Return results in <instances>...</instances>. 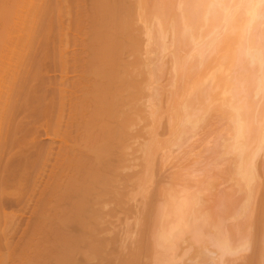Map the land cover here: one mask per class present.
<instances>
[{
	"label": "bare ground",
	"instance_id": "obj_1",
	"mask_svg": "<svg viewBox=\"0 0 264 264\" xmlns=\"http://www.w3.org/2000/svg\"><path fill=\"white\" fill-rule=\"evenodd\" d=\"M32 1V18L22 8L31 21L21 17L31 27L15 45L31 53L44 19L45 41L52 45L55 26L65 41L59 55L47 45L51 55L46 46L45 55L0 57L7 261L264 264V0H89V8L67 0L76 11L55 1L68 6L53 11H81L76 24L72 14H51V4L40 6L43 19ZM5 3L0 19L9 30ZM67 19L71 28L79 22L75 33ZM1 30V40L13 39V28ZM68 36L79 48L70 55ZM132 53L142 58L136 78V62L124 61ZM139 111L143 126L131 120Z\"/></svg>",
	"mask_w": 264,
	"mask_h": 264
},
{
	"label": "rangeland",
	"instance_id": "obj_2",
	"mask_svg": "<svg viewBox=\"0 0 264 264\" xmlns=\"http://www.w3.org/2000/svg\"><path fill=\"white\" fill-rule=\"evenodd\" d=\"M5 1H7V0H5ZM5 1H4V2L1 1L2 3H0V4H3V5H4ZM9 1H12V0H8V2H9ZM20 1H21V3L24 1V2L22 3L23 5L20 4L19 0L16 1V3L19 2L18 5H17V4L14 5V4L12 3V5H14V7H15V6H16V7L19 6V4H20V6H22V7L19 6V8H21L20 11H19V8H18V7H17L18 9L16 8L17 10L13 9V10H15V11H14V14L11 13V14H13V15H12V20H11L10 18H8V19L10 20V21L8 20V23L6 22V21H7V17L9 16L10 12H12L11 10H12V8H14V7H13L12 5H10V4L5 3V4H7V6H8V5H9L10 7L12 6L11 9H9L10 7H7V8H8L7 11L10 10V12H8V16L5 18V19H6V21H5V26H8V24H9V22H10L11 26L9 25V26H8V29L11 31L12 28H13V30L11 31L13 34L10 32V33H11V34H10V37L13 36V39H12V38L9 39V38H8L9 35L7 36V34H8L9 32L6 34L5 31L3 30V29L5 28L6 31H9V30H7L6 27H4V25L2 24V21H3V20L1 21V19H3V17H1V19H0V21H1V23H0V27H1V24H2L3 28L1 27L0 30L2 29L3 32H2V30H1V32L6 34L7 37H5L4 34H3V37H4L5 39H6V38L8 39L10 45H9V43H7L8 41L5 40L3 37H2V40L0 39V42H1L0 44H2V45H0V48H1L2 50H1V49H0V50H1L2 52H5V53L0 52V57H2L3 55H4V56H7V57H11V56H13V55L15 56L14 51H15V53H17V52H16V51H17L16 49H19V48H21V47L18 48V47L15 45V44L18 45L17 42H19L20 40H19V41L17 40V42H16L14 39H18L17 37H18L19 35H21V31H22V30H23L22 32H26V30L30 29V27H31V26H30L29 28H27V27L29 26V24L27 25L25 20L28 19V16H27V14H26L27 17H25V16H24V15H25V14H24L25 12H23L24 9H26L25 4H27V3L29 4V2H28V0H23V1L20 0ZM30 1H32V0H30ZM35 1H36V0H33V1H32L33 4H34V3L38 4V3L40 2V1L38 2V0H37V2H35ZM41 1L43 2L44 0H41ZM55 1L58 2L59 0H54V2H53L52 0H48V3H47V0H45V1L43 2V4H42V2H40V5L38 4L39 7H38L36 4L34 5V7H33V4H31V6L34 8V11H35L37 8L39 9V8H41L42 6L45 8V7H47L48 5L51 4V6H49V7L52 8V13H51V14H53V15L56 16L58 10L55 11V9H56L57 7L54 9V11H55L56 13L53 11V8H54V7L56 6V4H57ZM62 1H63V0H61V2H58V3H62ZM66 1H67V0H66ZM70 1H71V0H70ZM70 1H67V4H68V5L70 4V7H71V8L73 7L74 4H77V3H78L77 0H76V1L74 0V2H73L74 4L72 5V3H71ZM72 1H73V0H72ZM79 1L82 3L81 6H84L85 8H89V7H88L89 4H87V3H90L89 0H88V1H87V0H85V1L82 0L83 2H86V1H87V2H86V5H84L85 3H83L81 0H79ZM12 2H13V1H12ZM26 2H27V3H26ZM45 2H46V3H45ZM49 2H50V3H49ZM64 2H65V1H64ZM64 2H63V3H64ZM75 2H76V3H75ZM80 2H79V3H80ZM9 3H10V2H9ZM65 3H66V2H65ZM28 4H27V8H28ZM44 4H45V6H44ZM67 4H66V5H67ZM52 5H54V6H52ZM68 5H67V6H68ZM71 5H72V6H71ZM1 6H2V5H1ZM24 6H25V7H24ZM31 6L29 5V7H31ZM36 6H37V7H36ZM40 6H41V7H40ZM57 6H63V7H64L65 5L57 4ZM67 6H65L64 8H66ZM77 6L79 7V4H77ZM77 6L74 5V8H73V9H70V10H71V11H74V10L76 11V10H78L79 8H82V7H79V8H78ZM3 7H4V6H3ZM23 7H24V8H23ZM63 7H62V9H59V10H63ZM70 7H69V8H70ZM75 7H76V8H75ZM84 7H83V8H84ZM22 8H23V11H22ZM35 8H36V9H35ZM69 8H67V11H65V12L67 13V17H70V18H71V16H73L72 18H73L74 20H76L74 17H76V14L78 15L79 12L81 13V11L79 10V12H77V13L75 12V15H74V12H70V13H69ZM28 9H29V10H28ZM28 9H26V10H28V11H27V12H28V15H29V13H30V17L32 18V14H33L32 11H33V10H32V8H31V9L28 8ZM41 9H42V8H41ZM41 9H40V11H41ZM26 10H25V11H26ZM31 10H32V11H31ZM42 10H43V11L40 12V14H41V13H42V14H43V13H44V14H47V13L44 12V11L46 10V8H45V10H44V9H42ZM65 10H66V9H65ZM81 10H83V9H81ZM86 10H87V9H86ZM18 11H19V12H18ZM21 11H22V12H21ZM29 11H31V12H29ZM15 12H16V13H15ZM60 12H61V11H58V13H60ZM65 12L62 11V12L60 13L61 15H58V14H57V16H59V19H61V18L63 17L62 14H64V17H65ZM20 13H22L23 15L20 14ZM31 13H32V14H31ZM68 13H69V16H68ZM80 13H79V14H80ZM11 14H10V15H11ZM40 14H39V15H40ZM44 14L41 16V17H43V19H44ZM71 14H72V15H71ZM53 15H51V16H52V17H55V16H53ZM70 15H71V16H70ZM19 16H20V17H19ZM22 16L25 17V20H24L23 18H21ZM45 16H47V15H45ZM61 16H62V17H61ZM10 17H11V16H10ZM30 17H29L28 21H29V20L31 21ZM41 17L39 16L38 19H37V21H39V22L42 21L43 19H41ZM64 17L62 18V20L65 19ZM78 17H82V15H81V16H79V15L77 16L78 21H80L81 18H78ZM19 18H21V19L24 20V21H21ZM26 18H27V19H26ZM36 18H37V17H36ZM39 18H40V19H39ZM45 18H46V17H45ZM72 18H71V19H72ZM82 18H84V17H82ZM56 19H57L56 17H55V19L52 18V20H54V21H56ZM68 19H69V18H68ZM68 19H67V20H68ZM71 19H69V20H71ZM14 20H16V21H14ZM46 20H47V19H46ZM62 20H61V22H62V24H64L66 20H64V21H62ZM69 20H68V21H69ZM83 20H84V19H81L80 23H82ZM28 21H27V22H28ZM44 21H45V19H44ZM44 21H42V22L39 23V26H40L41 28H43L41 25H42L43 23H44V24L46 23V21H45V22H44ZM14 22H16V23H14ZM20 22H21V23H20ZM24 22H25V24H24ZM35 22H36V21H35ZM6 23H7V25H6ZM18 23H19V25H18ZM28 23H29V22H28ZM66 23L68 24V22H66ZM66 23H65V24H66ZM73 23H74V22H72V24H73ZM76 23H77V20H76L75 24H76ZM133 23H134V22H133ZM133 23H132V25H131V29L134 30V31L132 30V32H133L132 34H134V35L136 34V35H139V36H140V35H141V30H139V28H140L139 26H140V25L137 24L136 21H135V25H134ZM12 24H13V27H12ZM44 24H43V25H44ZM65 24H64V25H65ZM75 24H74V25H75ZM24 25H26L27 27L25 26L26 28H24ZM64 25H63V27H65V26L68 27V26H69V28H71V26H72L70 21H69V25H65V26H64ZM70 25H71V26H70ZM74 25H73V28H71V29H73V30L68 29L67 32H69V33L71 32L70 34H72V31H73V33H75V30H76L75 28L78 27L77 25H79V22H78V24H77L75 27H74ZM39 26H38V23H37V26L35 25V27H39ZM132 26H133V27H132ZM9 27H10V28H9ZM35 27H34V29L37 30V28H35ZM40 27H39V28H40ZM134 27H136L137 29L134 28ZM14 28H15V29H14ZM17 28H18V29H17ZM21 28H23V29H21ZM39 28H38V31H37L38 33H35L34 30H33V34H34V36H33V34H32V37L35 38V35H36V38H37V39L40 38V40H39L40 42L35 38V39L37 40L36 42H39V43L33 42V43H36V44L34 45V44L31 42L32 44H30V46H31V47L33 46V48H34V47H36V48L33 49V48H30V46H29V49H31V50H30L31 53H29V51H28V49H27V50H24V52L28 51V52L25 53V54H27V55H28V54H29V55H30V54H31V55H32V54H33V55H43L44 53L41 54V52L44 51V50L40 51V48L45 49V47H46L47 45H48L49 47H51V49L57 48V49H55V50H56V51L58 50V52H57L58 54H56L55 50H52V53L54 52L52 55H59V54H61V53H59V52H60L59 45H60V47H62L63 42H64L65 40H62V41H61V40L58 39L59 36H57L58 38L55 37V33L58 31L56 28H58V27L55 26V28H54V32H55V33H52L53 35H51V34L49 35V37L51 38V40L53 39L54 42H56V43H57V41H58L57 47H56V43H55V47H54V42H53V41H52V43H51V44L53 45V47H52V45L50 46V42H51V41L48 42L49 44L45 41V37H46V36L44 37V35H43L44 32H43V34H42V30H41V28H40V29H39ZM25 29H26V30H25ZM55 29H56L57 31H56ZM58 29H59V28H58ZM24 30H25V31H24ZM36 30H35V31H36ZM39 30H40L41 32H40ZM137 30L140 31V34H139V31H137ZM27 32H28V31H27ZM39 32H40L41 34H40ZM64 32H65V31H64ZM135 32H136V33H135ZM31 33H32V31H31ZM69 33H68L67 35H70ZM22 34H23V33H22ZM26 34H28V33H26ZM26 34H25V33L23 34V35H25V36H23L24 38L27 36ZM37 34H38V35H37ZM40 35H42V36H40ZM56 35H58V32H57ZM73 35H74V34H73ZM30 36H31V35H30ZM38 36H40V37H38ZM51 36H52V37H51ZM53 36H54L55 39L53 38ZM76 36H77V35H74L75 38H76ZM14 37H15V38H14ZM20 37H21V36H19V39H20ZM41 37H42V38L44 37V40H41ZM21 38H22V37H21ZM24 38H22V39H24ZM50 38H49V39H50ZM71 38H72V36H71ZM35 39H34V40H35ZM56 39H57V41H55ZM63 39H64V38H63ZM68 39H69V42H68ZM68 39H67V45L69 46V44L71 43L70 46H69L70 49H69L66 45H65V46H66V48L69 50V51H68V53H69L68 55H70V54L73 52L72 49H77L78 46H76V47H77V48H76V47L74 46V44L72 45V41H70L69 36H68ZM142 39H143V37H142ZM142 39H141V40H142ZM13 40H14V41H13ZM3 41H4L5 44L2 43ZM6 41H7V42H6ZM10 41H11V42H10ZM31 41H32V40H31ZM41 41H42V42L45 41L46 44H44L45 42L42 43ZM60 41H61L62 43H59ZM13 42H16V43H13ZM12 43H13L15 46H14ZM41 43H42V44H41ZM3 44H4V45H3ZM7 44H8L9 46H8ZM11 44H12L13 46H11ZM37 44H38V45H37ZM40 44H41L42 46H43V44H44L45 46L42 47ZM61 44H62V45H61ZM64 44H66V43H64ZM142 44H143V43H142ZM6 45H7V46H6ZM19 45H20V43H19ZM19 45H18V46H19ZM39 45H40L41 47H40ZM2 46L4 47L5 50H3V47H2ZM10 46H11V48H10ZM38 46H39V48H38ZM48 46L46 47L47 50L45 49L46 51H44V52H45V54H46V52L49 53V54L47 53L46 55H51V50H50V48H49ZM71 46H72V47L74 46V48H71ZM5 47H6V48H5ZM7 47H8V48H7ZM15 47H16V48H15ZM9 48H10L11 50H10ZM12 48H13V49L15 48V50H13ZM48 48H49V49H48ZM66 48H65V50H64V53H65V51H66ZM78 49H79V48H78ZM78 49H77V50H78ZM8 50H10V51H8ZM33 50H34V51H33ZM36 50H38V51H36ZM48 50H50V52H49ZM61 50H62V49H61ZM71 50H72V52H70ZM11 51H13V55H10V54H12ZM19 51H22V49H21V50L19 49L18 52H19ZM74 51H76V50H74ZM10 52H11V53H10ZM22 52H23V51H22ZM24 52H23V53H24ZM32 52H34V53H32ZM37 52H38V53H37ZM62 52H63V50H62ZM6 53H7V54H6ZM36 53H37V54H36ZM66 53H67V52H66ZM66 53H65V54H66ZM25 54H24V55H25ZM45 54H44V55H45ZM132 54H133V53H132ZM1 55H2V56H1ZM9 55H10V56H9ZM21 55H22V54H21ZM66 55H67V54H66ZM126 55H127V54H126ZM126 55H124L125 59H124V57H122V58L124 59V61L126 60L125 62H126L127 64H128V63L130 64V62H131V64H132V62H134V63L136 62L135 65L133 64V65L131 66V67H133V68H130V70H131V71H134V73H135V74L132 73V76H133V75H136V73H138V72H140V71L142 70V67L140 66V63H139V62L142 60V58H141V56L138 55L137 53H136V54L134 53L133 55L128 54V55H127L128 57H126ZM4 56H3V57H4ZM139 57H140V58H139ZM131 59H132V60H131ZM139 59H140V61H137V60H139ZM128 60H131V61H128ZM137 62H138L139 64H138ZM140 67H141V69H140ZM9 68H10V67H9ZM7 69H8V67H7ZM133 69H134V70H133ZM138 69H140V70L137 71ZM9 70H11V69H9ZM5 71H6V70H4V73H6V74L9 72V71L5 72ZM49 73H50V74H49ZM55 74H56V72H55V73H51V71L48 72V76L50 75L51 77H52V75L55 76ZM140 74H141V73H140ZM141 75H142V74H141ZM56 76H57V74H56ZM56 76H55V77H56ZM133 77H134V76H133ZM52 78H53V77H52ZM134 78H136V77H134ZM137 78H138V77H137ZM140 92L144 94L143 91H140ZM140 92H137V93L140 94ZM139 94H137V95H139ZM139 96H141V94H140ZM135 98H137V96H136ZM138 98H139V97H138ZM138 98H137V102L139 101V103H140V100H139ZM134 100H135V99H134ZM135 101H136V100H135ZM135 101H134V102H135ZM134 102L132 103V105L134 104ZM137 102H135V104H136ZM139 103H137L138 106H139ZM133 106H135V105H133ZM135 107H136V106H135ZM139 108H140V107H139ZM140 109H141V108H140ZM140 113H141V114H140ZM138 114H139L140 116H139ZM136 115H137V117H136V116H133V119H131V120H134V118H135V122H136V120H137L138 117H139V118L141 117L140 119H142V117H143V116H142V112H140V111H139V113L137 112ZM143 115L145 116V114H143ZM145 117H146V116H145ZM145 117H144V118H145ZM18 118H19V119H20V118L22 119V116L17 117V120H18ZM145 119H146V118H145ZM20 121H22V120H20ZM142 121H143V122H142ZM142 121L140 122L139 120H137V122H136L135 125H137L138 122H139V125H142L141 123L144 124V120H143V119H142ZM130 122H131V121H130ZM133 122H134V121H133ZM133 122H132V123H133ZM131 125H132V124H131ZM142 126H143V125H142ZM137 127H138V128L136 129V126H135V129L138 130V132L136 131V133H139V134H140V132H144V131H140V132H139V130H142V129L140 128L141 126H140V127L137 126ZM132 128H133V127H132ZM132 130H134V128L131 129V131H130L131 133L133 132ZM130 132H129V133H130ZM134 132H135V130H134ZM133 134H135V133H133ZM139 134H138V136H139ZM142 134H144V133H141L140 136H141ZM41 137H42V135L40 136L39 140H41L42 142H44V141L46 140L45 136H43L42 138H41ZM132 142H133V141H131V143H132ZM133 145H134V144H132V146H133ZM133 147H135V145H134ZM133 147H131V148L134 150ZM13 150H14V148H12V150H10V153H11V154L13 153V152H12ZM129 150L131 151V149H129ZM129 150H128V152H127V151H126V152H127V153H130ZM133 150H132V152H133ZM127 153H126V154H127ZM130 154H131V153H130ZM130 154H129V155H130ZM132 154H134V152H133ZM129 155L126 156V157H129ZM135 155H136V153H135ZM135 155H130L129 159H130V158H134V157H132V156H135ZM135 157H136V156H135ZM134 162H135V161H134ZM134 162H133V161H132V163L130 162L131 165H134V164H133ZM137 162H138V161H137ZM130 163H129V164H130ZM135 163H136V162H135ZM135 165L137 166V163H136ZM135 169H136V168H134L133 170L136 171ZM131 172H133V171H131ZM131 172H129V171L127 172V171H126V173H128V174L131 173ZM8 209H9V208H8ZM8 209L6 208V210H5L6 213H7L8 211L10 212V211L12 210V209H9V210H8ZM120 216H121V215H120ZM122 217H123V215L121 216V218H122ZM26 219H27V217H26V216H23V219H22V221H21V223H22L23 226H24L25 223H26V221H25ZM0 220H2V219H0ZM1 222H2V223H1ZM1 222H0V226H1V227H2V226L4 227L3 224H5V222H4L3 220H2ZM1 224H2V225H1ZM23 226H22V228H24ZM1 227H0V228H1ZM5 229H6V227H5ZM129 229H131L130 226H129ZM129 229H128V230H129ZM20 232H21V231H20ZM20 234H21V233H20ZM16 236L18 237L19 235H16ZM16 236H15V237H16ZM15 237H14V238H15ZM15 240H16V239H15ZM15 240H13V242H14ZM10 245H12V243H11ZM12 247H13V245H12ZM9 248H10V247L2 249V246L0 245V249H2V250H0V262H1V260L5 261L4 259H6V258L8 257V259H6V262H5V263H6V264H10V263L13 264L12 261H11V262H8V261H10V260H9V256L11 257L12 252H13V250H11V249H13V248H10V249H9ZM5 249H7V250L5 251ZM2 251H3V253L1 254ZM10 251H11V254H9ZM3 254H4V257H5L4 259H3ZM1 255H2V257H1ZM5 255H9V256H5ZM1 258H2V259H1ZM7 260H8V261H7ZM5 263H3V264H5Z\"/></svg>",
	"mask_w": 264,
	"mask_h": 264
}]
</instances>
